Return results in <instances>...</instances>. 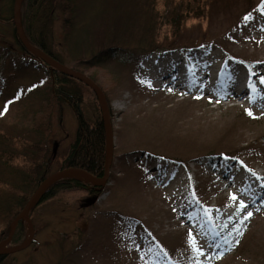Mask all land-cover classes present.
<instances>
[{
    "label": "rangeland",
    "instance_id": "1",
    "mask_svg": "<svg viewBox=\"0 0 264 264\" xmlns=\"http://www.w3.org/2000/svg\"><path fill=\"white\" fill-rule=\"evenodd\" d=\"M126 1L79 0L68 46L58 4L34 31L38 38L40 28L46 29L52 56L105 92L114 157L109 182L95 204L80 207L90 188L58 191L32 212L36 232L31 245L6 255L5 263L264 264V85L259 83L264 76V0L249 13V21H237L231 13L189 17L177 39L203 42L186 50L138 47L146 24L139 12L127 46L135 48L103 53L112 46L96 41L105 37L107 11L121 10ZM206 1L201 0L202 7ZM13 5L14 0H0V128L22 127L34 113L51 111L48 161L54 173L75 140L79 116L92 123L100 107L94 91L80 83L82 98L75 106L48 98L49 68L18 42ZM23 14L21 8V20ZM157 32L161 40L174 38L167 25ZM250 71L257 73L251 79L261 90L254 102L249 100ZM77 84L69 81L66 87ZM234 88L245 89L244 95L238 97ZM240 200L248 207L235 214ZM204 208L212 210L210 217ZM246 212L252 217L239 225ZM233 225L243 234L233 232ZM189 231L204 255L193 251ZM28 234L27 226L21 243ZM226 238L231 250L217 258L229 247Z\"/></svg>",
    "mask_w": 264,
    "mask_h": 264
},
{
    "label": "trees",
    "instance_id": "2",
    "mask_svg": "<svg viewBox=\"0 0 264 264\" xmlns=\"http://www.w3.org/2000/svg\"><path fill=\"white\" fill-rule=\"evenodd\" d=\"M114 1L117 3L118 0ZM258 3L259 0H207L204 4L206 7H202L201 0H127L125 4H129L131 7H125V4H123L119 6L121 10H117L115 7L107 11L105 19L110 22L107 23V30H104L105 37L99 38V40L96 39V41L112 45L103 51V53L108 54H112L114 47L135 48L127 46L131 42L130 37L135 32L136 24L134 21L137 19L139 12H142L140 16L146 17V24L142 30L143 34L138 37V43L140 44L138 47L151 52L170 49L186 50V48L197 47L203 42H182L177 39V35L181 34L186 28L185 21L189 17L200 18L208 16L210 18L213 14L222 13L228 15L231 13L238 21L241 17H245L255 10ZM57 4L64 13V44L68 46L77 23L76 12L79 8V0H23L22 2L24 13L22 25L26 36L33 45H38L40 49L51 55L53 54L46 43V35L48 34L45 31L46 29L40 28L38 31L39 35H37L38 38L34 35V31L37 30L38 25L44 22L42 16L46 17L48 15L47 10L51 9L52 11ZM133 7H135V10L132 9ZM162 25H167L172 29L173 39L161 40L159 38L157 30ZM15 35L17 36L16 30ZM18 42L28 52L19 39ZM48 73L49 86H45V81L43 82L42 80L48 98L57 96L60 101L63 100L75 106L78 103L77 101L80 102L82 98L77 83L89 87L80 79L61 71L51 72L49 69ZM69 81H75L77 86L74 89L72 87L67 88L66 85H69ZM89 88L91 89V87ZM96 117L94 122L90 123L84 120L82 116H79L75 140L69 153L63 158L59 170L67 167H78L95 176H103L106 135L99 111H97ZM51 131V111L49 110L43 111L41 114L34 113L29 123L22 127L0 128V242L9 237L15 220L39 183L46 176L52 174L50 173L48 161L50 152L48 138ZM210 154L215 156V154L222 153L219 151L210 152ZM224 155L229 156L232 154L229 153L227 155L224 153ZM104 186H95L91 182L75 177L60 179L52 184L40 201L31 208V218L32 212L37 205L60 190L90 188V195H94L100 194ZM27 226V220L24 217L19 219L10 240L11 244H21ZM5 258L6 255H0V264H6Z\"/></svg>",
    "mask_w": 264,
    "mask_h": 264
},
{
    "label": "water",
    "instance_id": "3",
    "mask_svg": "<svg viewBox=\"0 0 264 264\" xmlns=\"http://www.w3.org/2000/svg\"><path fill=\"white\" fill-rule=\"evenodd\" d=\"M23 0H14L13 6V22L15 25V30L17 36L24 47L35 57L39 58L47 64L53 72L54 70L61 71L67 75L80 79L84 83H86L91 89L94 91L99 107L101 112V119L105 128V135H106V156H105V165H104V174L103 176H95L92 173L78 167H67L61 170H58L48 176H46L32 193L30 198L28 199L27 203L25 204L22 212L15 220L10 235L7 239L0 242V255H8L11 253H15L21 251L31 245L34 240L35 236V226L32 221L30 210L31 208L40 201L42 196L45 194L47 189L54 184L56 181L69 178V177H76L80 179H85L87 182L93 183L95 186H103L109 182L111 167L114 157V131H113V124H112V116L109 107V102L107 100L105 92L102 88L93 81L88 75L77 71L73 68L68 67L67 65L60 62L58 59H55L52 55L44 51L43 49L37 48L33 45L28 37L25 34L22 20H21V8H22ZM58 147V143L55 144V151ZM99 199V194H94L91 196L86 197L85 201L81 204L82 207H87L95 204ZM25 218L27 220L29 226V234L27 239L24 240L23 243L13 246L7 247V244L10 243L12 236L15 232L17 223L19 219Z\"/></svg>",
    "mask_w": 264,
    "mask_h": 264
},
{
    "label": "snow or ice",
    "instance_id": "4",
    "mask_svg": "<svg viewBox=\"0 0 264 264\" xmlns=\"http://www.w3.org/2000/svg\"><path fill=\"white\" fill-rule=\"evenodd\" d=\"M260 11H261L262 14H264V4H262L260 6ZM251 18H252L251 14H248L243 19L245 21H249ZM262 30H264V29H262ZM256 75H257V73H255V72H251V71L249 72V85L248 86H249L250 93H251L250 96H249L250 102H254V97L261 91L260 89H258L256 87V82L251 79L252 76H256ZM140 82L142 84L146 83L147 86L151 87V82H146L144 80H141ZM259 83L261 85H264V76H260L259 77ZM169 90L171 91V89H169ZM17 98H19V96ZM262 98H264V97H262ZM6 111H7V105L5 106V109H4V112H6ZM245 113L248 116H250V117L253 116V113H252V111L250 109H245ZM0 115H3V113H0ZM262 187H264V185H262ZM193 195H194V193H193ZM229 199L232 200L233 202H235V201H237L238 197L235 194H230ZM247 207H248V205L243 200H240L239 204L236 207L235 214L243 213L244 210ZM202 211H203L205 217H210L211 216V213H212L211 209L204 208V209H202ZM252 215H253L252 212H246L237 223L239 225H243L246 220H248V219H250L252 217ZM229 219L231 220L232 217H229ZM224 227H228V225L225 224ZM232 231L237 233V234H239V235L243 234L241 232L240 228L236 227L235 225H233ZM231 234H232V232L229 233V235H231ZM188 236H189V242H190V245L193 248V251H195L198 255H204V252H203L202 248H200V247H198L196 245L195 238L192 236V232L191 231H189ZM224 243L229 245V247L224 248L221 252L217 253L216 254L217 258L222 257L225 252L231 250V241L227 240V238H226ZM238 243H239V240L236 241V244H238ZM215 247L220 248L221 245L220 244H216Z\"/></svg>",
    "mask_w": 264,
    "mask_h": 264
},
{
    "label": "bare ground",
    "instance_id": "5",
    "mask_svg": "<svg viewBox=\"0 0 264 264\" xmlns=\"http://www.w3.org/2000/svg\"><path fill=\"white\" fill-rule=\"evenodd\" d=\"M167 75H165L164 77H166ZM179 84V83H178ZM179 86V85H178ZM180 87V86H179ZM180 88H182V87H180ZM244 93H245V89H242L241 91H239V92H235V94L238 96V97H241V96H243L244 95Z\"/></svg>",
    "mask_w": 264,
    "mask_h": 264
}]
</instances>
